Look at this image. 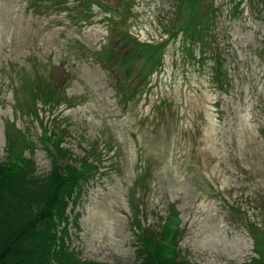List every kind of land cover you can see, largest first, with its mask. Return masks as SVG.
<instances>
[{"label":"rangeland","instance_id":"374dc122","mask_svg":"<svg viewBox=\"0 0 264 264\" xmlns=\"http://www.w3.org/2000/svg\"><path fill=\"white\" fill-rule=\"evenodd\" d=\"M231 1L214 0L220 90L218 63L183 52L178 36L156 74L142 55L121 76L89 58L108 38L98 9L86 22L68 9L74 0H0V163L22 155L30 177L44 178L55 165L44 133L61 134L73 164L101 157L65 209L68 236H57L71 255L61 264H138L135 220L160 231L170 219L186 264L260 259L249 227L264 230V8L245 1L234 12ZM173 5L136 0L131 36L160 42Z\"/></svg>","mask_w":264,"mask_h":264},{"label":"trees","instance_id":"16d2710c","mask_svg":"<svg viewBox=\"0 0 264 264\" xmlns=\"http://www.w3.org/2000/svg\"><path fill=\"white\" fill-rule=\"evenodd\" d=\"M57 1H63L64 6V0H53V3ZM69 1L66 0L67 3ZM74 1L76 4L71 9L68 5L66 7L69 10L74 9L80 20L88 22L87 16L92 19V14L96 15L94 8L98 9L99 14H104L98 21L107 25L108 38L99 50H89V58L95 63L103 64L111 72L124 76L126 72H130L131 63H136V59L143 55L154 61L153 75L163 67V47L170 38L178 36L182 39L183 52L191 56L195 53L193 57L198 58L200 62L211 58L218 63L215 64L213 75L219 83V89L223 90L224 74L218 60L220 53L214 30L218 7L214 0H175L172 18L163 26L165 33L163 32L160 42H155L154 39L140 41L129 33V14L133 13L136 0ZM250 1L264 8V0ZM234 4L236 12L239 2ZM99 16H95V19ZM128 41L131 42L132 48H129L130 53L126 55L129 59L125 61L118 53ZM262 42L261 52L264 54V37ZM115 66L120 69L116 70ZM136 81V78H127V84L134 85ZM129 91L127 87H122L120 94L126 97ZM58 97V94L55 95L53 100ZM53 100L49 99L47 103L55 104ZM34 114L36 115V112ZM47 135L43 134L42 141L52 153L55 165L44 178L30 177L32 163L22 155H8L5 161L0 163V264H61L63 256L71 255L66 249L63 237L57 235L62 233L64 237L67 236L65 209L71 201L76 203L78 195L81 194V183L92 177L97 168L84 157L79 162L80 169H77L67 162L68 150L62 149L61 134L55 133L52 137ZM8 142L9 145H14V140L8 138ZM96 158L99 159L100 156L97 155ZM60 222L64 224L61 230L57 229ZM177 222L170 219L160 231H155L135 220L136 225L133 228L139 242L136 247V257L140 260L138 264H186L178 249ZM249 228L260 259L252 258V262L247 264H264V230H259L255 224H251Z\"/></svg>","mask_w":264,"mask_h":264}]
</instances>
